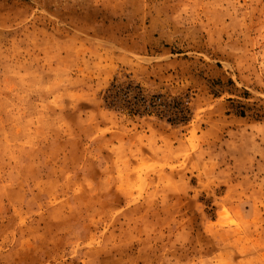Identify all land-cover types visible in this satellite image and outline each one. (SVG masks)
<instances>
[{
  "label": "rangeland",
  "instance_id": "rangeland-1",
  "mask_svg": "<svg viewBox=\"0 0 264 264\" xmlns=\"http://www.w3.org/2000/svg\"><path fill=\"white\" fill-rule=\"evenodd\" d=\"M0 264H264V0H0Z\"/></svg>",
  "mask_w": 264,
  "mask_h": 264
},
{
  "label": "built area",
  "instance_id": "built-area-1",
  "mask_svg": "<svg viewBox=\"0 0 264 264\" xmlns=\"http://www.w3.org/2000/svg\"><path fill=\"white\" fill-rule=\"evenodd\" d=\"M114 97H119L121 100L127 104H136L139 102L148 103L150 105H156L155 98L147 99L140 91V89H132L131 87H126L123 90H120L114 95ZM175 102V101H173ZM171 103V102H170Z\"/></svg>",
  "mask_w": 264,
  "mask_h": 264
}]
</instances>
